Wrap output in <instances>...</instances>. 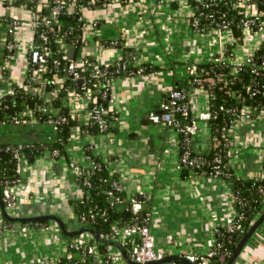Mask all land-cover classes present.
I'll use <instances>...</instances> for the list:
<instances>
[{
    "label": "crops",
    "instance_id": "crops-1",
    "mask_svg": "<svg viewBox=\"0 0 264 264\" xmlns=\"http://www.w3.org/2000/svg\"><path fill=\"white\" fill-rule=\"evenodd\" d=\"M6 3L7 0H0V18L25 17L20 5L8 8ZM192 16L188 0H134L88 16L102 26L85 29L86 45L76 50L77 59L89 57L97 65H112L126 58L125 48L130 50V55L133 53L130 64H147L158 70L113 81L108 108L117 118L111 131L88 136L74 128L65 157L55 159L43 155L33 161L24 159L20 181L14 187L15 207L5 209L10 217L54 215L68 232L86 226L72 208L71 203L80 200L82 193L70 164L84 166L86 151H91L108 173L121 183L126 195L146 194L149 226L157 251L176 258L205 255L212 248L216 229L236 213L232 186L219 177L179 169V135L162 124H153L148 118L150 113H159L160 105L170 95L174 84L187 77L188 67L208 63L234 44L232 35L226 31L213 30L205 35L196 32L190 23ZM7 38L0 22V97L12 85L23 88L30 68L27 61L32 45L29 30L23 27L17 31L20 52L11 62L4 59ZM107 39L119 43L98 49V42ZM260 43V37L249 35L241 44L235 45V63L254 53ZM188 103L191 115L198 119L209 107L207 90L193 89ZM67 107L70 111L80 108ZM80 119L82 123L87 122L86 117ZM0 136L12 138V141L18 137L30 140L34 137L43 142L55 137L45 126L35 130L27 128V131L5 127L0 129ZM230 138L228 165L235 177L262 178L264 116L241 120L232 128ZM191 148L200 154L208 153L212 148V133L207 122L198 120L197 131L191 137ZM42 223L44 226H26V231L22 232L20 228L26 224L5 221L0 208V226L14 228L0 234V264H59L69 258L68 240L58 226L54 222ZM45 226L50 230H44ZM234 264H264V223L249 239Z\"/></svg>",
    "mask_w": 264,
    "mask_h": 264
},
{
    "label": "built area",
    "instance_id": "built-area-1",
    "mask_svg": "<svg viewBox=\"0 0 264 264\" xmlns=\"http://www.w3.org/2000/svg\"><path fill=\"white\" fill-rule=\"evenodd\" d=\"M132 1L134 0H87L84 4H80L78 0H7L6 6L8 8L20 5L19 9L24 11L25 17L9 15L0 18V20H3L6 23L5 32L8 37L5 41L3 51L4 59L7 62H11L17 58L20 52V43L16 39V33L23 27L28 29L31 33L32 45L27 53V61L29 67H34L36 70L28 76L27 82L22 89L30 94L32 98L42 99L44 105L40 111L42 115L47 117L44 124L40 125L33 111L29 109L21 111L19 115L26 119L28 129L32 130L38 126H45L50 129L53 135H55L58 125L65 122L64 118L58 117V111H54L57 109L52 106V102L54 101L57 93L62 89L63 83V79L58 76L56 71L57 65L59 64L58 60L53 62L54 69L51 70L52 75L49 79L50 85L56 87L55 91L46 92L44 86L45 83H48V81L44 78V74L47 73V57L53 53L50 48V45L53 42L57 45L54 53L62 54V60L67 62L64 76L66 78H70L73 82L78 83L80 86V93H77L74 90L67 92V98L63 100V105H68L69 107L79 106V109H71L70 112L72 118L81 120V117H86L87 121L91 120L92 123L98 126L101 133H105L107 131L109 124L106 116L108 114L110 117L114 115L113 118L116 116L115 113L108 108V104L110 103V88L115 80L113 77L114 74L119 73L120 70L123 71L125 69H130L131 76L141 75L142 69L137 68L134 71L137 66L132 64L128 65L121 61L112 65L104 66L97 65L94 62L93 68L88 71L87 66L89 65V57L77 59L75 54L73 59L68 57V49L70 47H74L76 50L79 47L69 45V43L66 42V39L69 33L73 31V28L68 27L65 31H62L60 29L61 23L59 18L62 15L79 16L78 21L80 22V28L83 34V43L80 47H84L86 45L84 38L85 29L88 27L95 28L97 26V22L92 20V18L89 19L88 16L98 10H107L112 5L127 4ZM197 1L200 2L199 4L202 10L209 9L211 6L210 3H205L201 0ZM237 6L242 7L244 11V18L241 21L242 38L234 39L232 36L233 43L235 45H239L247 39L249 35L260 37L261 43L254 51L255 53L262 45H264V22H260V15L257 8L249 5L247 0H240L238 4H233L234 8ZM204 11H200L197 16L193 13L190 20L192 28L196 32L205 35V28L200 23V19L204 18L209 21L210 25L214 26L211 31H226L231 34L225 22H214L213 20H210L212 15H208ZM51 36L54 37L52 40ZM117 44L118 43L115 41H110L107 45L105 43L98 42V49H103L104 46H116ZM227 48L228 47H226L224 51H226ZM254 53L238 63H235L233 59H224L226 63L233 65L230 74L235 76L239 67L250 65L252 68L251 73L255 76H261L260 71L264 70V62L261 63L259 67L253 68L255 65L253 61ZM212 61H214V59ZM109 67L114 68L113 71H110L108 69ZM188 76L195 77L194 83L199 86H201L204 82L214 84V80L212 78H200L202 75H197L193 66L187 68V77ZM91 83H93V85H91ZM253 85V89L249 92L250 96L258 94L264 96V92L262 91L264 84H256L254 82ZM14 86L16 85H12L5 95H10ZM228 93V95L232 98L237 100L241 99V94H236V92ZM2 97L3 96H1L0 99ZM182 98H184L182 92L172 91L168 96V100L164 101L160 105L159 113H150L148 118L153 124H162L166 128L171 129L176 133L180 132L184 135L183 148L180 154L178 168L181 170L188 168L194 171L201 169L207 162L202 157L191 154V137L194 136L197 131L198 120L205 121L209 124L212 115L209 110H207L201 113L198 119L194 118L191 115L188 103L177 105V101ZM99 99L108 100V104L102 106L98 102ZM88 104H92L93 107L88 108ZM256 110V108L250 106L232 109L221 108L220 111L229 114L231 117L229 121V128L227 130H222L219 137H213L212 148L217 149L221 142L224 143V147L230 148L232 144L230 138L232 128L241 120L252 117L253 112ZM80 111H82V113H80ZM258 112L259 115L264 116V108ZM178 117L189 120V123L181 125ZM14 126H20L17 120L14 121ZM14 144L16 145V148L7 146L6 151H11L13 158L17 162L16 174L18 178L12 182H4L3 188H1L2 203L6 210H10L15 207L16 195L14 187L20 181L21 163L25 159L19 153V150L23 148L21 144ZM88 154L89 151H86L87 162L84 166H79L75 163L70 164V169L74 175L76 184L82 193L81 198L89 197L88 189L90 188L91 183L88 181V177L99 168V164L95 162L94 159H91ZM50 155L56 159L58 152L53 150ZM224 168H226V166L221 165L220 159L216 158L211 176L222 178ZM86 173L89 176H86ZM106 194L113 198L112 205H119L130 214V221L128 224L123 227H117L110 234H105L102 237V239L106 242L120 245L124 250V255L118 248L111 244L109 246H105V248L101 250L102 245L92 241L95 240L92 235L85 233L74 237V239L68 240L69 251H74L76 253L77 260L75 264H86L87 259H90L88 264H148L150 262H158L169 258L155 249V237L153 236L149 226L150 214L147 213L146 215H142L143 203L148 201L146 194L139 193L126 195L123 192V187L118 180L111 181L110 191L106 192ZM115 194H124V197L122 199L120 196H116ZM103 216L104 215L102 214L101 217ZM242 217V214L239 215L235 213L233 218L227 219L222 227L216 229V233H218L221 228L227 230L228 232L241 231V226L238 222L242 219ZM89 218L93 221L96 218V213H91ZM9 229L14 230L13 226H0V234ZM43 229L49 231L50 227L45 226ZM20 231H26V226L20 228ZM179 257H183L190 264H213L212 261L215 257L217 258V263L225 264L227 262V253L225 250L222 251V245L217 241L214 242L212 248L205 255H185ZM167 264L182 263L169 262Z\"/></svg>",
    "mask_w": 264,
    "mask_h": 264
},
{
    "label": "trees",
    "instance_id": "trees-1",
    "mask_svg": "<svg viewBox=\"0 0 264 264\" xmlns=\"http://www.w3.org/2000/svg\"><path fill=\"white\" fill-rule=\"evenodd\" d=\"M87 0H78L80 4H84ZM205 3H210L211 6L209 9H203L200 7V2L197 0H188V5L193 10L195 16L199 14L200 11H204L206 14H211L214 22H225L229 28L234 39L242 38L241 31V21L244 18V11L242 7H233V4L239 3L240 0H201ZM247 3L251 6L257 8V11L260 15V22H264V0H247ZM20 4V3H19ZM201 8V9H200ZM45 14V12H44ZM78 15H62L59 20L61 23L60 29L65 31L68 27L73 28V31L69 33L67 37V43L69 45H74L80 47L83 43V34L80 28V22L78 21ZM2 26H6V23L3 20H0ZM191 22V21H190ZM201 25L204 26L205 34L209 33L214 26L209 24V21L204 18L200 19ZM98 28L102 26V23L98 22ZM38 32V30H37ZM54 37L51 36V40ZM106 43L110 41H115L113 39H107ZM76 42V43H75ZM101 42V43H105ZM119 43V42H118ZM52 54L47 57L46 68L47 73L44 74V78L48 81L45 83V91H55L54 86H51L49 79L51 78L54 66L53 62L58 60L59 64L57 65V74L60 78L63 79L62 89L57 93L54 101L52 102L53 108L57 109L58 117L64 118L65 122L58 125L57 132L55 133L54 139L51 141H41L37 138L26 139L23 137H18L14 141L12 138L1 137L0 136V188H3L4 182H12L18 178L16 174L17 162L13 158L11 151H6L7 146H12L16 148L14 143H20L23 147L19 150V153L26 159L33 161L36 158L42 157L47 152L51 154L53 150L58 152L56 159H61L66 156V149L70 144L71 133L74 128H78L81 132L85 133L88 136L94 134H100L99 128L92 121L88 120L86 123H82L77 118L71 117L70 109L67 106L63 105V100L67 98L68 91H76L80 93V86L78 83L73 82L70 78L64 76L65 69L67 67V62L62 60V54L54 53L56 51L57 45L53 42L50 45ZM235 44L228 46L226 51L222 54L214 57V61L194 65L193 67L196 70L197 75L201 74L200 78H212L214 84L209 82H204L201 86L194 83L195 77L188 76L183 80H179L174 84L172 91L182 92L184 98L177 101V105H182L183 103H188V97L190 92L196 88H204L208 92L209 96V107L208 110L212 115L209 125L212 133V144L213 137H219L222 133V130L229 128V121L231 119L229 114H226L220 111L221 108L232 109L239 108L243 106H250L256 108L257 110L253 112L252 116H261L259 112L264 108V96L261 94L250 96L249 92L254 87V82L256 84H264V70H261V76L253 75L252 68L250 65L242 66L238 68V72L235 76L230 74V71L233 68V65L228 64L224 59H233V49ZM125 51L126 58L122 60L123 63L130 64V50L123 48ZM129 53V55H128ZM254 66L259 67L261 63L264 62V45H262L255 53L253 57ZM89 65L87 70L90 71L93 68L94 61L88 58ZM142 69V74L149 72L157 71L158 68L151 65H141L135 67L136 69ZM110 71H113L114 68L109 67ZM36 69L30 67L28 71V76H30ZM130 69L120 70L119 73L114 74V78H122L130 76ZM133 71V70H132ZM31 78V77H30ZM221 78V79H220ZM221 80V81H219ZM93 85V83H91ZM264 92V88L262 89ZM228 92H236V94H241V99L237 100L229 96ZM168 97L164 100L167 101ZM99 104L102 106L108 104V100L99 99ZM189 104V103H188ZM43 102L41 98H32L30 94L24 91L22 88L17 86L13 87V91L10 95H5L0 99V129H5V127H15L14 121L19 122V128H22L27 131L28 123L26 119L21 117L19 113L25 109L33 111L36 115V119L40 125L44 124L47 120L45 115L41 114L40 109L43 107ZM92 104H88V108H92ZM57 117V116H56ZM107 122L109 127L106 132L111 131L113 125L116 121L117 116L110 117L108 114ZM181 125H186L189 123V120L178 117ZM2 127V128H1ZM36 129V128H35ZM34 129V130H35ZM177 130V129H176ZM178 131V130H177ZM180 137L181 151L183 148L184 135L180 132H177ZM53 135V133H52ZM191 154L194 156L202 157L207 162L201 169L194 170L195 173L201 175L211 176L213 167L215 166V159H220L221 165L226 166L223 169L222 179L226 180L232 186V198L237 214H242L243 217L239 220L238 224L241 226V231L228 232L225 229H219V232L215 235V241L222 245V251H226L227 260L234 253L235 248L238 245L239 240L245 229H248L254 221L262 214L264 210V175L262 178L257 179H238L233 174L231 168L228 165V154L229 147H224V143L221 142L217 149L211 148L208 153L200 154L195 153L192 150ZM181 154V152H180ZM88 156L91 159H94L95 162L99 164V168L92 174L88 175V181L91 183L89 190L88 198H81L78 201H75L72 204L74 212L80 218V221L86 225L89 229L96 231L99 235L100 240H92L97 244H101V250L105 246H109L110 243L102 239L105 234H110L115 228L123 227L128 224L130 221V214L119 205H112L113 198L106 194L110 191L111 181L117 180L115 177L111 176L104 164L92 155V152L89 151ZM190 169L184 168L182 171H188ZM192 171V170H191ZM120 196L123 199L124 194H115ZM148 201L143 203V213L146 215L148 213ZM96 213V218L92 221L89 218L91 213ZM104 215L101 217V215ZM45 223H31L26 224L25 226H44ZM65 237V236H64ZM67 240L74 239V237H65ZM76 253L70 252V257L63 259L59 264H75L76 263ZM217 258H213V264L217 263ZM90 259H87L86 264H88Z\"/></svg>",
    "mask_w": 264,
    "mask_h": 264
},
{
    "label": "water",
    "instance_id": "water-1",
    "mask_svg": "<svg viewBox=\"0 0 264 264\" xmlns=\"http://www.w3.org/2000/svg\"><path fill=\"white\" fill-rule=\"evenodd\" d=\"M75 48L74 47H70L68 49V57L70 59H73L74 54H75ZM0 208L2 211V216L3 219L5 221H8L10 223H20V224H31V223H42V222H54L57 226L59 231L63 234V236L65 237H76L78 235L84 234V233H88L90 235H92V237L96 240L99 241V235L96 231H93L91 229H89L87 226H82L79 230L77 231H73V232H68L65 227L64 224L62 223V221L57 218L54 215H41V216H36V217H28V218H13L10 217L4 206L2 203V198H1V188H0ZM264 223V210L262 212V214L254 221V223L244 231V233L241 236V239L238 242L237 247L235 248L234 253L230 256V258L227 260V262L225 264H234L235 261L238 259V257L240 256L242 250L244 249V247L246 246L247 242L249 241V239L252 237V235L255 233V231ZM111 245L117 247L124 255V250L122 249V247L118 244L115 243H110ZM128 262V260H127ZM169 262H176V263H182V264H190L189 262H187L183 257H170L167 259H164L162 261H158V262H150L148 264H167Z\"/></svg>",
    "mask_w": 264,
    "mask_h": 264
},
{
    "label": "rangeland",
    "instance_id": "rangeland-1",
    "mask_svg": "<svg viewBox=\"0 0 264 264\" xmlns=\"http://www.w3.org/2000/svg\"><path fill=\"white\" fill-rule=\"evenodd\" d=\"M2 128V127H1ZM33 137V136H32ZM45 155H50V153L49 152H47ZM51 156V155H50ZM10 212V211H9Z\"/></svg>",
    "mask_w": 264,
    "mask_h": 264
}]
</instances>
